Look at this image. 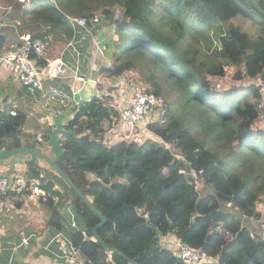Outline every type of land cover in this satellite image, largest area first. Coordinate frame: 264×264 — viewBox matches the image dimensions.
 Returning <instances> with one entry per match:
<instances>
[{
    "label": "trees",
    "instance_id": "1",
    "mask_svg": "<svg viewBox=\"0 0 264 264\" xmlns=\"http://www.w3.org/2000/svg\"><path fill=\"white\" fill-rule=\"evenodd\" d=\"M12 11L20 13L24 30L34 37L48 33L63 42V34L71 32L69 16L92 19L99 14V22L93 25L111 26L119 38H110L107 55L112 63L99 70L102 80L130 77L129 71L135 70L150 86L148 91L175 96L177 90L184 103L200 108L195 119L201 122L202 135L195 132V148L206 146L205 160L216 163L205 172L200 165L193 166L189 159L193 148L186 152L188 164L178 142L166 134L171 146L145 132L140 139L123 138L107 146V134L119 122V111L111 92L92 98L65 125L68 132L60 136L65 152L58 165L67 175L74 172L75 181L69 178L106 220L96 229L98 240L92 228L101 217L71 190L65 211L52 209L47 223L52 232L46 240H52V248H58L59 239L54 237L62 233L94 264H182L160 241V236L170 234L214 258L201 264H264V237L243 222V218L252 223L262 216L264 127L256 126L264 119L260 86L253 80L216 91L207 78H222L232 66L234 80L257 78L264 83V0H26L15 3ZM205 36L219 44L214 53L222 63L211 60L202 45L192 44ZM8 41L7 32H1L0 52L8 50ZM117 41L122 42L120 51L114 48ZM167 107L164 126L175 119L171 102ZM24 120L23 114L0 111V130L19 133ZM47 124L38 125L33 133L42 131L46 139L51 126ZM170 130L173 133L175 128ZM185 132L193 133L188 126ZM103 153L109 156L104 175L88 180L77 159L98 162ZM191 170L194 176L186 178L185 172ZM118 179L126 184H114ZM199 179L209 186L208 192L200 193ZM45 198L52 208L46 192ZM228 204L234 210L225 208ZM71 215L77 228L69 227ZM81 228L87 229V237L83 238ZM103 244L114 250V263L99 262Z\"/></svg>",
    "mask_w": 264,
    "mask_h": 264
},
{
    "label": "built area",
    "instance_id": "2",
    "mask_svg": "<svg viewBox=\"0 0 264 264\" xmlns=\"http://www.w3.org/2000/svg\"><path fill=\"white\" fill-rule=\"evenodd\" d=\"M25 1L11 0L5 5L0 2V28H2L3 20L9 18L14 4ZM99 20V14H96L92 19L87 16H69L71 32L63 34L64 42L60 47L54 46L55 40L48 33L34 37L26 30L20 31L18 39L10 45V48L0 52V80L7 82L8 79H11L32 95L42 92L43 97H48L52 102L58 101L62 109L56 112L66 110L72 105L73 95L80 89L82 83L88 78H92L93 75L96 84L102 82L99 70L112 63L111 57L107 55V44L105 45L103 40L104 32L93 25ZM110 35L114 40L119 39L114 32ZM85 44L91 46L89 51H86ZM68 54L72 59L66 57ZM87 54H89V66L86 74L81 69L83 59ZM121 76L117 77L119 81L117 86L120 87L123 82L128 83L131 94L125 107L121 103L124 101L123 98H120L121 101L115 105L119 111V127L115 131V136L129 140L140 139L143 132L148 131L146 128L148 126H144L138 131L135 126L151 114H156L154 125L163 128L169 111L165 96L148 91L131 76H125L124 79ZM64 85L68 86V90ZM258 85L262 96L260 106L264 107V83ZM10 114L15 115V110H10ZM50 121L49 116L40 118L41 124H47ZM36 138L42 140V131L37 133ZM160 140L164 141L163 138ZM183 159L190 164L186 158L183 157ZM211 164L216 165L215 162ZM28 193L30 195L41 194L43 190L38 183L33 184L26 175L21 173L14 174L11 180L7 177L0 178V203L12 196H22ZM261 200L264 201V195ZM69 227L77 228L73 217ZM80 232L83 238L87 237L86 228H81ZM54 238H58L61 242L60 251L51 261L41 264H94L83 258L79 247L62 233L57 234ZM163 245L171 248L182 264H201L213 260V257L204 250L194 249L179 239L167 240L163 242ZM113 252V249H104L98 258L99 262L114 263Z\"/></svg>",
    "mask_w": 264,
    "mask_h": 264
},
{
    "label": "crops",
    "instance_id": "3",
    "mask_svg": "<svg viewBox=\"0 0 264 264\" xmlns=\"http://www.w3.org/2000/svg\"><path fill=\"white\" fill-rule=\"evenodd\" d=\"M98 30H102L104 32L105 36L103 40L105 41V45L107 44V46H109L111 38L110 34L114 32L113 27H107L103 25L101 28H98ZM17 39L18 35L15 40ZM62 44L63 41L59 40V38L56 36L54 46L60 47ZM84 47L86 51H89L91 49V46H89L88 44H85ZM88 55L89 54H87L83 59V65L81 69L82 72L86 74L88 73L89 66ZM66 57L68 59H72L70 54H68ZM125 76L127 75H122L121 77L124 79ZM137 76L140 75L137 74L135 77L137 78ZM92 78H95L94 75ZM135 80L140 82V80L138 79ZM118 82L119 81L117 80V78L113 80L108 78L103 79L102 82H99L97 84L95 83V86L97 85L96 88L98 90H102L103 94L105 92H111L110 95L113 98L112 101L114 106L121 101L120 98H123L124 101H121V103L123 107H125L127 105V99L131 94L130 85H128V83L126 82H123V85L121 84V86L118 87ZM0 85L2 87L11 85L10 87H7V90L4 92V94H1L0 92V111L9 110L10 112V110L14 109L16 113L23 114L25 116V120L21 125V128L19 129L21 130V132L18 133L23 137V139L25 138V134L32 135L33 132L37 131L38 125L41 124L40 118L46 116L43 115V112L46 109L55 112L62 109L58 104V101L52 102L48 99V97H43L42 92H36L34 95H32L25 88L21 87L17 82L12 81L11 79H8L7 82L0 80ZM109 87H113V90L109 91ZM150 119L154 120H149L147 117V119L138 122L135 127L140 130L143 129L144 126H148L146 127L148 128V131L145 130V133H148V137L154 141L160 138H164V134L162 133L164 132L167 135V130L151 124L155 123V116ZM118 127L119 126L117 122L113 129L107 134V146H111L118 142V140H121L120 137L115 136V131L116 129H118ZM191 149H193V147H191ZM99 157L100 158L98 162L84 157H80L77 159L78 165L85 172V177L88 180L99 179L105 173V168L108 164L109 159L108 153L100 154ZM68 176L75 181V174L73 171ZM46 178L53 180L55 186L66 194V198L68 200L71 199L72 191L66 185L64 180L61 179L59 174H57L52 169H49ZM77 179L79 180V178ZM32 182L35 184L38 183L35 180H32ZM113 183L119 185L126 184L125 180L120 179L116 180ZM57 209L61 211L60 208ZM50 211L52 212V208L49 205V201H46V198L43 199V194L30 195L28 193L22 196H12L11 198L5 199L0 203V263L41 264L49 262L57 256L60 251L61 242L59 241L57 249L52 248V240H46V236L48 234L44 232L47 227L51 228V226L47 225L48 221L45 222V216ZM17 216H21L23 218L20 224H15V218ZM73 219L76 220V217H74V215ZM250 227L249 229L252 232L257 233V230L254 229V226ZM167 240L175 239L170 234L160 236V241L162 243L166 242Z\"/></svg>",
    "mask_w": 264,
    "mask_h": 264
},
{
    "label": "water",
    "instance_id": "4",
    "mask_svg": "<svg viewBox=\"0 0 264 264\" xmlns=\"http://www.w3.org/2000/svg\"><path fill=\"white\" fill-rule=\"evenodd\" d=\"M103 91L98 90L95 86V79L88 78L83 83L80 89L73 95V105L61 112H55L46 109L43 115L51 118L50 132L46 139L36 140V134L33 133L30 137L23 139L18 133L8 134L0 130V178L7 177L10 180L16 173H25L29 180H35L42 184L47 194L52 198V209L60 208L65 211L64 202L66 194L55 186L53 180L47 179L49 169L55 171L66 185L76 193L90 208L95 210L101 217L100 222L92 228V233L98 240L96 229L103 222L106 217L96 208V206L89 200L79 187L69 178V176L58 165L59 160L63 156L65 149L61 144V135L68 132L65 125L71 121L79 107L85 102L90 101L94 97L102 96ZM186 178L193 177V173L185 172ZM51 211L45 216V222L51 217ZM46 234L52 232V228L47 227L44 231ZM104 245V244H103ZM104 248L109 249L104 245ZM118 253H121L118 251ZM133 264H139L132 261Z\"/></svg>",
    "mask_w": 264,
    "mask_h": 264
},
{
    "label": "rangeland",
    "instance_id": "5",
    "mask_svg": "<svg viewBox=\"0 0 264 264\" xmlns=\"http://www.w3.org/2000/svg\"><path fill=\"white\" fill-rule=\"evenodd\" d=\"M0 2L2 3V5L6 4V0H0ZM21 8H22V6L20 8H17V10H20ZM11 13H13V11ZM0 14H1V12H0ZM18 15H20V13L14 12L13 15L10 16L9 19L6 18L5 20H3L2 28H0V33L1 32L2 33L7 32V34L9 35V40L12 43L15 42L13 40H15L17 38L18 33L20 31L24 30V27L21 24ZM4 25H6V26H4ZM250 32H253V29H250ZM244 41H246V38L244 39ZM12 43L9 42L8 44H6L7 49H9V47ZM192 44L193 45L197 44L199 46L202 45V49L206 52L207 55L211 56V57H209L211 60L218 61L219 63H222L221 58L217 54L214 53V47L219 45L216 41L211 42L208 39V37L205 36V37L199 38V42L194 41ZM189 47H191V46H189ZM114 48L117 49L118 51H120L122 49V42L117 41L114 44ZM140 61L143 64L142 58H140ZM155 67L161 71L160 67H158L157 65ZM159 70H157V72L160 76H162V74L160 73ZM234 70H235V68H233L231 66V67H228L227 73L225 74L224 77H222V78L221 77L220 78L207 77V78L209 79L210 83L213 85V87L216 91H223V90L229 89L231 87H238V86L241 87V86L249 84V82H252L253 80H255L258 84L263 83L261 81V79L259 80L257 78H252L249 80L243 79L242 81L241 80L236 81L233 79ZM129 73H130L131 77H135L138 74V72L135 70H131V71H129ZM137 78L140 80L139 83L142 86H144L145 88H148L149 85L143 83L144 82L143 78H141L140 76H137ZM10 86L11 85H8L5 87L1 86L0 87L1 94H4V92L7 90V87H10ZM64 86H65V89L68 90V86L67 85H64ZM175 89H177V88H175ZM175 92H176L175 96L171 95V94L165 95L167 102L168 101L171 102V105L173 106V109H174L173 111H174V116H175L174 120H172L170 123H168V125L166 124V126H164V129L167 130V132H166L167 135L165 137L166 138L168 137L171 140L177 141L179 147L181 149H183L182 156H184V158H186L188 160V158L186 157L187 156L186 152L191 151L190 150L191 147L194 146L193 148H195V146L197 145L196 144L197 140L195 138V132L198 131V135H202V131L199 130V125L201 122H196V119H195V117L200 115L201 112H200V108H197L193 103H191V102L184 103L182 94H179V92H177V90H175ZM170 99H172V100H170ZM49 124H50V122H48L47 126H49ZM185 126H188L194 134L185 132ZM256 126L257 127L258 126L264 127V119L261 118L260 120H258ZM42 127L46 128V126H42ZM172 127L175 128V131H173V133L170 130ZM162 134H165V133H162ZM165 137H164L163 142L160 139H157V140L159 142H161L162 144L171 146V144L167 140H165L166 139ZM194 142H196V143H194ZM206 148L207 147L203 145V146H200V147L193 149L194 150L193 154H191V152H190L191 156L189 158L192 160L193 166L200 165L201 168L204 170V172L207 170V168L213 166L210 162H207L205 160V158L207 157ZM197 185H198V189H199L200 193H202V194H204L206 191L210 190L209 186H207V185L203 186L202 179L198 180ZM260 201L261 202L259 204V209H260V212L262 215L261 218L250 220V221H252V223H249L247 219L243 218V222L246 225H249V227L250 226H257V228H258L257 230H259V231H256V232L260 233V235L262 237H264V225H263L264 201H262L261 199H260ZM225 208H230V209L234 210V208L230 204L225 205ZM22 219L23 218L21 216H17L15 218V220H16L15 224H20Z\"/></svg>",
    "mask_w": 264,
    "mask_h": 264
},
{
    "label": "clouds",
    "instance_id": "6",
    "mask_svg": "<svg viewBox=\"0 0 264 264\" xmlns=\"http://www.w3.org/2000/svg\"><path fill=\"white\" fill-rule=\"evenodd\" d=\"M116 34V33H115ZM118 35V34H117ZM100 90V89H99ZM165 96V95H164ZM168 103V102H167ZM72 106V105H71ZM70 106V107H71ZM36 140L37 141H39L37 138H36ZM43 140V139H42ZM41 141V140H40ZM184 157V156H183ZM191 173H193V172H191ZM17 174V173H16ZM23 174V173H22ZM25 175V174H24ZM27 176V175H26ZM193 176H194V174H193ZM13 177V176H12ZM28 177V176H27ZM31 182H32V180H30ZM33 183V182H32ZM33 184H35V183H33ZM38 185H39V182H38ZM41 187V186H40ZM42 188V187H41ZM42 190H43V188H42ZM44 192H46V191H44L43 190V193H41V194H44ZM47 193V192H46ZM73 217V215H71V218ZM75 220V219H74ZM163 244V243H162ZM105 249V248H104ZM114 251V250H113ZM213 260H214V258H213ZM133 264V263H132Z\"/></svg>",
    "mask_w": 264,
    "mask_h": 264
}]
</instances>
